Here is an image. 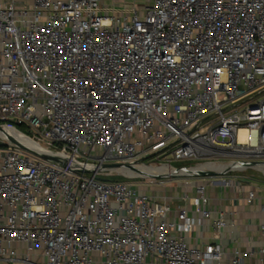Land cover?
Wrapping results in <instances>:
<instances>
[{
  "label": "built area",
  "instance_id": "2783aa9c",
  "mask_svg": "<svg viewBox=\"0 0 264 264\" xmlns=\"http://www.w3.org/2000/svg\"><path fill=\"white\" fill-rule=\"evenodd\" d=\"M131 1L0 0V264H223L207 190L264 194V0Z\"/></svg>",
  "mask_w": 264,
  "mask_h": 264
},
{
  "label": "crops",
  "instance_id": "0c3cea01",
  "mask_svg": "<svg viewBox=\"0 0 264 264\" xmlns=\"http://www.w3.org/2000/svg\"><path fill=\"white\" fill-rule=\"evenodd\" d=\"M253 185H245L242 188L231 186L227 189L211 188L207 190L210 199V207L215 212L224 215L226 227L219 234L213 231L209 224L204 227H195L192 233L186 236V244L189 248L203 247L204 245L217 243L223 251V264H230L234 252L244 254L247 264H264V254L259 251L264 249V236L259 227L264 220L261 213V205L264 202V194L261 190L256 192L257 201L248 205L244 198L248 191L253 190ZM185 189L181 185L166 188H147L146 192L153 198L160 200L166 195L171 207L169 220L175 221V212L178 203L174 201L180 197ZM162 202V201H161ZM145 264H159L152 259H147Z\"/></svg>",
  "mask_w": 264,
  "mask_h": 264
},
{
  "label": "rangeland",
  "instance_id": "374dc122",
  "mask_svg": "<svg viewBox=\"0 0 264 264\" xmlns=\"http://www.w3.org/2000/svg\"><path fill=\"white\" fill-rule=\"evenodd\" d=\"M104 1H105L106 4L107 3L108 4H112L110 2V0L109 1L108 0H104ZM123 1L126 4H131L132 3L131 0H117V2L115 3L116 5H114V6L119 7V4H117V3H120L121 4V3H123ZM149 4H150V0H137V5L140 6V7H146ZM16 128H17L18 131H20L21 133H23V134H25L27 136H30L31 135V132L28 131L26 127H16ZM41 145L44 146V144H41ZM160 150H162V149H160ZM157 151H159V149ZM168 160H170V158H167V161ZM170 165L172 167H174V168H183V167H187L189 165H195V162H176V161H172V162H170ZM248 174H249V176H253L254 178H257L258 180H260V181H258V180H256V181L260 182L261 185H264V177L259 178L257 176L258 174L255 171H253V170H250L248 172ZM119 180H121V179H119ZM175 183H176L175 180H172L171 181V185H174Z\"/></svg>",
  "mask_w": 264,
  "mask_h": 264
},
{
  "label": "bare ground",
  "instance_id": "6f19581e",
  "mask_svg": "<svg viewBox=\"0 0 264 264\" xmlns=\"http://www.w3.org/2000/svg\"><path fill=\"white\" fill-rule=\"evenodd\" d=\"M3 132L0 131V139H6L7 135L11 136L13 139H15L16 141H18L20 144H22L23 146H25L28 149H31L33 151H42L41 148H39V146H37L36 144L32 143L31 140H29L28 138L24 137L23 135H21L20 133L16 132L14 129L10 128V127H3ZM243 132L240 133V138H242L243 136ZM141 171H146V172H151L150 169H144ZM124 174H126L127 176H132L134 173L132 171L129 170H123Z\"/></svg>",
  "mask_w": 264,
  "mask_h": 264
},
{
  "label": "water",
  "instance_id": "95a60500",
  "mask_svg": "<svg viewBox=\"0 0 264 264\" xmlns=\"http://www.w3.org/2000/svg\"><path fill=\"white\" fill-rule=\"evenodd\" d=\"M0 131L3 132V133H5L1 127H0ZM6 138H7L10 142H12L13 144H15L17 147H19L21 150H23V151H25V152H27V153H30V154H33V155H34V153H33L32 151H30L29 149H27L25 146H23V145L20 144L18 141H16L15 139H13L11 136L7 135ZM53 161H54V160H53ZM121 166H122V165H111V166H108V167H110V168H119V167H121Z\"/></svg>",
  "mask_w": 264,
  "mask_h": 264
}]
</instances>
